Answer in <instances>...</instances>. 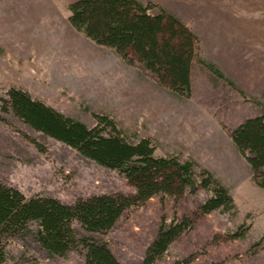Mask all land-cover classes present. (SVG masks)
<instances>
[{
	"label": "rangeland",
	"instance_id": "rangeland-1",
	"mask_svg": "<svg viewBox=\"0 0 264 264\" xmlns=\"http://www.w3.org/2000/svg\"><path fill=\"white\" fill-rule=\"evenodd\" d=\"M72 1L0 0V181L27 196L65 203L135 190L120 170L16 115L8 91L17 87L89 126L109 122L132 142L149 137L156 155L190 160L196 175L207 170L229 189L233 205L201 217L156 264H264V188L251 178L231 137L246 117L264 110V0H152L200 36L198 54L205 60L193 64L190 96L159 85L140 63H128L73 26ZM212 194V188H200L196 195L204 201ZM192 197L176 204L154 197L128 208L106 232L74 225L106 242L123 263L137 264L157 226L181 214L178 203L191 206ZM37 227L31 222L26 232L8 238L5 264H84L81 248L49 254L36 239Z\"/></svg>",
	"mask_w": 264,
	"mask_h": 264
},
{
	"label": "trees",
	"instance_id": "trees-1",
	"mask_svg": "<svg viewBox=\"0 0 264 264\" xmlns=\"http://www.w3.org/2000/svg\"><path fill=\"white\" fill-rule=\"evenodd\" d=\"M153 7L158 9L151 11ZM69 10L71 24L97 43L113 47L128 63H140L173 93L191 95L193 64L205 58L198 54L199 34L176 12L152 0H74ZM215 71L226 77L221 70ZM8 96L11 109L25 122L98 163L120 170L135 190L93 194L65 203L48 195L27 196L0 181V264L7 260L8 238L26 232L31 222L38 224L36 239L51 255L66 256L81 248L84 264H125L106 242L81 234L74 222L88 232H106L132 206L154 197L172 198L176 204L193 196L191 206L178 203L181 214L157 226L137 263L156 264L173 242L197 227L201 217L233 205L229 189L209 171L196 175L192 161L156 155L149 137L132 142L109 122L89 126L21 88L11 87ZM231 137L250 167L251 178L264 188V110L246 117L232 129ZM200 188H212L213 194L199 200Z\"/></svg>",
	"mask_w": 264,
	"mask_h": 264
},
{
	"label": "crops",
	"instance_id": "crops-1",
	"mask_svg": "<svg viewBox=\"0 0 264 264\" xmlns=\"http://www.w3.org/2000/svg\"><path fill=\"white\" fill-rule=\"evenodd\" d=\"M170 9V8H169ZM172 10V9H171ZM173 11V10H172ZM175 12V11H174Z\"/></svg>",
	"mask_w": 264,
	"mask_h": 264
}]
</instances>
